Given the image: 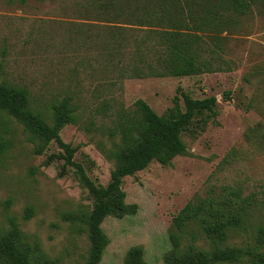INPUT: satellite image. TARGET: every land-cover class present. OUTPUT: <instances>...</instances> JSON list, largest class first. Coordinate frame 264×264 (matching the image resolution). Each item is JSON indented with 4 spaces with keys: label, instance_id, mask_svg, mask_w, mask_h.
I'll list each match as a JSON object with an SVG mask.
<instances>
[{
    "label": "rangeland",
    "instance_id": "374dc122",
    "mask_svg": "<svg viewBox=\"0 0 264 264\" xmlns=\"http://www.w3.org/2000/svg\"><path fill=\"white\" fill-rule=\"evenodd\" d=\"M158 1L0 0V81L26 88L32 110L47 124L52 105L72 100L76 123L65 125L60 138L97 185L105 187L116 169L118 118L132 112L138 99L159 116L172 107L178 88L193 99L217 100L215 116H196L181 133L188 155L170 166L154 161L122 179L125 203L137 210L103 221L108 245L99 264H124L134 246L142 248L147 264H164L172 220L188 202L239 195L257 203L248 210V229L229 232L231 247L256 246L257 228L264 227V9L239 15L218 0H181V14L165 17L162 27L201 24L208 42L202 58L213 72L133 78L125 71L132 65V37L143 33L130 29L128 14L134 4L157 10ZM37 145L20 123L0 113V237L18 230L33 256L85 264V220L94 199L55 142L40 154Z\"/></svg>",
    "mask_w": 264,
    "mask_h": 264
},
{
    "label": "trees",
    "instance_id": "16d2710c",
    "mask_svg": "<svg viewBox=\"0 0 264 264\" xmlns=\"http://www.w3.org/2000/svg\"><path fill=\"white\" fill-rule=\"evenodd\" d=\"M218 2L239 15L246 14L251 7L264 9V0ZM155 5L157 10L148 8L143 11L136 4L130 7L128 17L134 27L130 29L140 30L143 35L137 36L134 32L130 52L132 65L130 70L125 71L133 78L186 77L213 72L210 63L202 58L208 42L203 36L201 24L192 21L179 26L165 22V27H162L165 17L181 14V0H159ZM118 35L122 40L124 36ZM116 43L121 44L117 40ZM213 45L218 48L216 43L213 42ZM212 51L210 49L209 52L214 53ZM224 95L228 97V93ZM71 101L66 98L52 105V123L47 124L41 114L32 110L30 93L26 88L0 81V113L20 123L30 135V141L38 142L36 153H42L46 145L55 142L62 150L66 164L77 169L81 181L93 197V208L85 220L90 243L85 264H99L108 245V238L101 228L103 221L107 217L121 219L135 214L137 210L135 204L125 203L122 179L146 169L154 161L170 166L175 157L188 155L180 138L181 133L196 116H215L217 100L213 96L193 99L178 88L172 98V107L159 116L147 103L138 99L132 112L121 114L118 118L122 146L114 153L116 169L111 172L105 187L95 184L85 175L83 168L73 162L74 150L60 138V131L65 125L76 123ZM260 204L264 208V202ZM256 205L249 197L239 195L234 200L220 202H188L172 220L168 234L171 249L164 256V264H238L245 259L251 260L252 264H264V250H260L264 246V227L257 228V244L254 247H231L227 244L229 232L248 229V210ZM199 241L207 248L196 245ZM0 261L4 264H53L41 252L35 257L22 246L18 230L0 237ZM124 264H147L143 260L142 248L131 247L126 252Z\"/></svg>",
    "mask_w": 264,
    "mask_h": 264
}]
</instances>
